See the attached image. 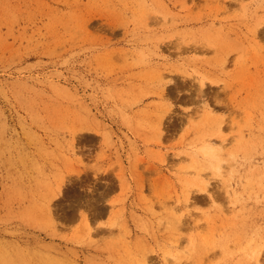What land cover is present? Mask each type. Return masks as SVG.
<instances>
[{
  "label": "rangeland",
  "instance_id": "374dc122",
  "mask_svg": "<svg viewBox=\"0 0 264 264\" xmlns=\"http://www.w3.org/2000/svg\"><path fill=\"white\" fill-rule=\"evenodd\" d=\"M0 264H264V0H0Z\"/></svg>",
  "mask_w": 264,
  "mask_h": 264
},
{
  "label": "bare ground",
  "instance_id": "6f19581e",
  "mask_svg": "<svg viewBox=\"0 0 264 264\" xmlns=\"http://www.w3.org/2000/svg\"><path fill=\"white\" fill-rule=\"evenodd\" d=\"M201 85H204V84L201 82ZM215 154H216V150L211 147L210 143L203 144L198 149V151L195 152V155H196L197 158L201 157L202 160H205V161L208 160L209 162L215 158ZM204 192L205 191L202 189L200 193H204Z\"/></svg>",
  "mask_w": 264,
  "mask_h": 264
},
{
  "label": "crops",
  "instance_id": "0c3cea01",
  "mask_svg": "<svg viewBox=\"0 0 264 264\" xmlns=\"http://www.w3.org/2000/svg\"><path fill=\"white\" fill-rule=\"evenodd\" d=\"M106 199H110V195H108V196L106 197Z\"/></svg>",
  "mask_w": 264,
  "mask_h": 264
}]
</instances>
